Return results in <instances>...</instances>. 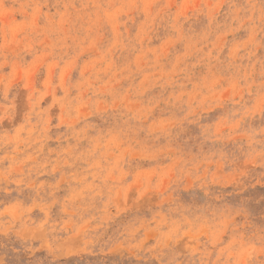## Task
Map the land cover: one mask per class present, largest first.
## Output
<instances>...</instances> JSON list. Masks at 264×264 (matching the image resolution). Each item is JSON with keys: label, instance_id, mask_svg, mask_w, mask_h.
Returning <instances> with one entry per match:
<instances>
[{"label": "rangeland", "instance_id": "obj_1", "mask_svg": "<svg viewBox=\"0 0 264 264\" xmlns=\"http://www.w3.org/2000/svg\"><path fill=\"white\" fill-rule=\"evenodd\" d=\"M0 264H264V0H0Z\"/></svg>", "mask_w": 264, "mask_h": 264}]
</instances>
